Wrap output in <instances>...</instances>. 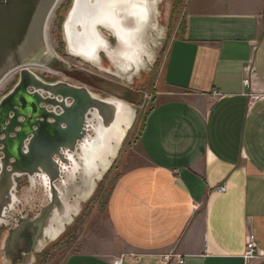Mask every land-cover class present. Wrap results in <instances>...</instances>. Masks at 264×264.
Masks as SVG:
<instances>
[{
	"label": "crops",
	"instance_id": "obj_1",
	"mask_svg": "<svg viewBox=\"0 0 264 264\" xmlns=\"http://www.w3.org/2000/svg\"><path fill=\"white\" fill-rule=\"evenodd\" d=\"M184 13L137 149L116 165L108 236L61 264H264V0H185Z\"/></svg>",
	"mask_w": 264,
	"mask_h": 264
},
{
	"label": "water",
	"instance_id": "obj_2",
	"mask_svg": "<svg viewBox=\"0 0 264 264\" xmlns=\"http://www.w3.org/2000/svg\"><path fill=\"white\" fill-rule=\"evenodd\" d=\"M57 2L0 0V81L19 70L17 83L0 98V186L6 190L11 180L16 191V179L22 176L34 186L31 176L36 175V182L49 194V203L37 218L21 220L9 232L8 247L20 249L24 255L31 254L38 244L50 211L62 209L64 213L68 205L65 198L74 182L81 180L84 187L90 186L91 179H97L93 175L103 155L107 158L112 151L98 130V118L93 116V112L98 113L100 122L106 123L109 98L100 97L87 86L46 81L30 69L50 54L44 30ZM75 2L70 7V11L75 10L73 15ZM82 31V26L75 24L72 34ZM106 41L112 48L117 46L114 36L111 42ZM141 48L147 53L146 46ZM140 54L143 61V52Z\"/></svg>",
	"mask_w": 264,
	"mask_h": 264
},
{
	"label": "rangeland",
	"instance_id": "obj_3",
	"mask_svg": "<svg viewBox=\"0 0 264 264\" xmlns=\"http://www.w3.org/2000/svg\"><path fill=\"white\" fill-rule=\"evenodd\" d=\"M164 2L156 4L159 12L164 11V8H166V20H168V23L162 29H159L160 34H164V38L162 40V46L157 53L158 58L154 63V68L141 80H133L135 79L134 71L127 74L123 73L122 78L125 77L128 80H133L134 82L132 84L124 83L119 77L107 71L100 70L84 62L79 57H74L68 53L69 48H67L64 40L63 26L72 0H60L51 14L47 23L46 34L48 44L53 53L45 57L41 63V66H45L51 71L41 68L33 69L40 76L45 77L47 81L53 82L56 80L77 86H87L93 93H96L100 97H116L122 99L132 108L134 117L132 126L127 131V135L114 162L110 166L107 174H105L106 176L97 183L99 187L94 190L91 197L85 201H80L83 196L81 192L85 189L84 183L81 180L74 182V185L69 193L67 192L65 198L68 205H66L64 213H62V209L58 211L53 209L50 211L51 213L48 214L43 225V234L39 238L38 244H36L32 253L26 254L23 262L18 264H61L69 254L80 251L86 246L88 247V242L93 241L95 235L108 234L109 225L104 203L106 202L108 192L112 187L117 173L116 165L119 166L121 164V157L126 153H131L133 147L137 149L134 141L137 139L143 116L150 108L153 98L157 94L159 85L161 84L160 70L166 60L169 44L174 38L179 36V31L183 27L185 20V0H164ZM156 31L157 27L155 30L149 28L146 32L145 40L148 41V38L152 37V34ZM150 43L147 50L148 48L150 49ZM100 58L102 61L105 58L109 59L103 55H100ZM144 60L142 63L145 64ZM16 75V72H14L1 84L0 98L10 90L17 79ZM79 186L80 190L77 189ZM75 190L79 191V195H76L77 191ZM16 196L17 202L14 209L7 212L5 223L0 224V264H12L9 253L13 250L8 247L9 242L7 241L9 232L17 226L19 221L37 218L49 203V194L47 191L41 187L39 182H36L34 186L29 185L26 176L16 179ZM76 200H79L78 202L81 205L78 213H75L73 208ZM66 212L72 215L71 223L65 225L64 233H61L57 239L51 241L50 231L62 222L65 223L67 221L64 219L67 214ZM61 218L63 221L58 222ZM4 239L5 242L3 244ZM5 251L9 253H5ZM38 253L42 255L39 258L36 256Z\"/></svg>",
	"mask_w": 264,
	"mask_h": 264
},
{
	"label": "bare ground",
	"instance_id": "obj_4",
	"mask_svg": "<svg viewBox=\"0 0 264 264\" xmlns=\"http://www.w3.org/2000/svg\"><path fill=\"white\" fill-rule=\"evenodd\" d=\"M59 1L60 0H58L57 4ZM163 2L164 0H76V13L73 15V11L75 10H69L67 18L65 19L66 23L64 24L65 27L63 34L67 48H69L68 53L74 57H79L84 62L89 63L100 70L107 71L114 76L119 77L124 83L132 84L134 81L141 80L154 68V63L158 58L157 53L162 46L164 34H160L159 29H162V27L168 23V20H166L167 11L166 8H164V11L159 12L156 4ZM75 24L82 26L83 29L82 33L76 36L72 34ZM98 25L105 27L110 33L112 39L113 36L116 38V47H110L107 41L106 45L102 32L100 33L97 29ZM156 27L159 32H154L152 37L148 38V41L145 40L148 28L155 30ZM46 31L47 25L44 30V39L48 50L50 53H53L48 44ZM138 42L142 43L146 48L151 42L150 49L148 48L149 51L147 50L146 53L145 49L143 50L141 48L143 46ZM150 50L152 51L150 52ZM98 51H102L110 60L105 58V60L102 61L101 58L97 56ZM141 52H143L145 57V64L142 63L143 57L140 54ZM33 68H41L51 71L45 66H31L30 69L36 74L37 72ZM133 71L135 72L134 81L128 80L125 77L122 78L123 73L127 74ZM14 72L15 71L7 74L0 81V86ZM108 98L109 99L107 100L110 101L111 109L106 115V123L103 125V122H100L98 113L93 112V116L98 118V130L103 132L106 137L105 143L107 142L108 145L111 146L112 151L107 158L103 155L102 162L93 175L97 179H91L90 186L88 185V187H85L81 192L83 196L80 201H85L91 197L94 190H96L97 183L103 179L110 169L107 170L109 165L114 162L127 135V131L131 128L133 123L134 115L131 108L128 107L122 99L116 97ZM93 169L94 167L92 170ZM36 177V175L31 176V182H34V184L36 182ZM43 177L46 181V176L43 175ZM12 186L13 182L11 180H9V185L6 190L0 186V224L5 223L8 209L11 211V209L15 207L17 201L16 191H14ZM78 201L79 200H76L74 202L75 205L73 204L75 213H78L79 208L81 207ZM64 219L69 221H66L65 223L62 222L59 226L52 228L50 231L51 241L57 239L61 233H64L63 230L65 229V225L71 223L72 215L67 213ZM60 221H63V219L61 218L58 222Z\"/></svg>",
	"mask_w": 264,
	"mask_h": 264
},
{
	"label": "flooded vegetation",
	"instance_id": "obj_5",
	"mask_svg": "<svg viewBox=\"0 0 264 264\" xmlns=\"http://www.w3.org/2000/svg\"><path fill=\"white\" fill-rule=\"evenodd\" d=\"M99 30L103 33V35L105 36V38H107L108 39V41L109 42H111L112 41V38H111V35H110V33L107 31V30H105L104 28H99ZM100 55H103V56H105V54L103 53V52H101L100 54H99V57H100ZM106 57V56H105ZM16 72V76H17V79H16V81L14 82V84L12 85V87L10 88V90L14 87V85L17 83V81H18V79H19V70H16L15 71ZM38 74V73H37ZM39 75V74H38ZM40 76V75H39ZM41 78H43L44 80H46L47 81V79H45V77H42V76H40ZM49 81V80H48ZM56 81V80H55ZM50 82H52V81H50ZM9 90V91H10ZM8 91V92H9ZM7 92V93H8ZM6 94V93H5ZM6 220V219H5ZM13 251L12 252H8L9 253V255H10V259L12 260V264H18V263H22L23 262V259L25 258V255L23 254L24 253V251H21L20 249H17V250H14V249H12ZM6 251H5V253H7ZM37 255V254H36Z\"/></svg>",
	"mask_w": 264,
	"mask_h": 264
},
{
	"label": "built area",
	"instance_id": "obj_6",
	"mask_svg": "<svg viewBox=\"0 0 264 264\" xmlns=\"http://www.w3.org/2000/svg\"><path fill=\"white\" fill-rule=\"evenodd\" d=\"M243 84H244L246 87H248V86H249V79H245V80L243 81ZM217 190H218V191H221V192L224 191V190H225V185H220V186H218V187H217ZM255 249H256V246H255V244H254L253 242H249V243H247V250H246V252H245V254H244V257H245L246 259H252V258L257 257L258 255H256V251H255ZM179 262L181 263L182 260L179 259Z\"/></svg>",
	"mask_w": 264,
	"mask_h": 264
},
{
	"label": "trees",
	"instance_id": "obj_7",
	"mask_svg": "<svg viewBox=\"0 0 264 264\" xmlns=\"http://www.w3.org/2000/svg\"><path fill=\"white\" fill-rule=\"evenodd\" d=\"M183 28V29H182ZM181 28V30L179 31V36H181L183 33H184V30H185V20H184V23H183V27ZM145 115H146V113H145ZM144 115V116H145ZM144 116H143V118H144ZM107 174V173H106ZM106 176V175H105ZM117 176V175H116ZM115 176V177H116ZM114 181H115V178H114ZM114 181H113V183H114ZM112 186H113V184H112ZM99 187V185H97V187L96 188H98ZM112 188V187H111ZM111 190V189H110ZM110 190H109V194H110ZM109 194L107 195V198H106V202L104 203L105 204V206H106V203H107V200H108V198H109ZM38 258L39 257H41L42 255L40 254V253H38L37 255H36Z\"/></svg>",
	"mask_w": 264,
	"mask_h": 264
}]
</instances>
